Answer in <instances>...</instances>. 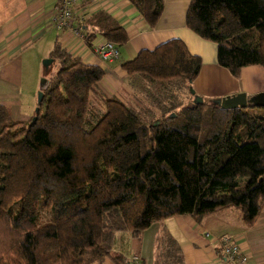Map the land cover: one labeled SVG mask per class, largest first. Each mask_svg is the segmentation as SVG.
<instances>
[{
	"label": "trees",
	"instance_id": "trees-1",
	"mask_svg": "<svg viewBox=\"0 0 264 264\" xmlns=\"http://www.w3.org/2000/svg\"><path fill=\"white\" fill-rule=\"evenodd\" d=\"M127 1L151 27L165 2ZM83 25L117 46L128 39L105 11ZM185 25L216 43L232 76L264 69V0H190ZM48 57L58 69L33 124L35 113L15 120L0 103V264H132L122 235L174 215L201 220L235 207L254 224L264 203V107L194 104L202 60L183 40L122 63L144 97L135 104L101 91L105 69L58 37Z\"/></svg>",
	"mask_w": 264,
	"mask_h": 264
},
{
	"label": "crops",
	"instance_id": "crops-1",
	"mask_svg": "<svg viewBox=\"0 0 264 264\" xmlns=\"http://www.w3.org/2000/svg\"><path fill=\"white\" fill-rule=\"evenodd\" d=\"M57 1L0 0V103L15 120L29 119L36 105L33 95L24 97L22 91L24 55L42 41L51 49L56 37L73 55L86 63L103 67L105 75L98 87L106 95L124 100L126 95L132 97L138 92L130 93L125 87V91L120 88L119 82L128 77L122 63L133 59L140 50L153 49L172 38L183 40L189 51L202 60L200 72L191 83L197 94L215 98L238 92L249 96L264 92L262 66H245L239 77L232 76L217 63L216 43L201 38L185 25L190 0H165L162 14L153 27L127 0H76L72 8V24L82 37L76 36L72 30H59L54 26ZM99 11L115 18L128 36L127 41L118 46V58L110 62L102 61L91 49L105 38L97 30L83 25L88 17ZM93 32L94 37L88 41L86 35L92 36ZM223 235L236 239L248 256L247 264H264V203L252 226L242 224L237 208L226 207L205 215L201 220L190 214L170 216L153 222L137 237L125 234L121 240L129 258L135 255L142 264H224L218 244ZM99 264L114 263L105 258Z\"/></svg>",
	"mask_w": 264,
	"mask_h": 264
},
{
	"label": "built area",
	"instance_id": "built-area-1",
	"mask_svg": "<svg viewBox=\"0 0 264 264\" xmlns=\"http://www.w3.org/2000/svg\"><path fill=\"white\" fill-rule=\"evenodd\" d=\"M76 0H58L54 15V26L59 30L69 29L78 36L82 37L78 28L73 26L72 8ZM102 61L110 62L118 58L119 49L117 44L112 41L105 40L102 43L95 44L91 47ZM208 235V234H207ZM219 250L224 259V264H247L248 256L240 248L235 238L223 235L218 239ZM132 264H142L139 257L132 255L130 257Z\"/></svg>",
	"mask_w": 264,
	"mask_h": 264
},
{
	"label": "rangeland",
	"instance_id": "rangeland-1",
	"mask_svg": "<svg viewBox=\"0 0 264 264\" xmlns=\"http://www.w3.org/2000/svg\"><path fill=\"white\" fill-rule=\"evenodd\" d=\"M45 41L40 42L39 44L36 43V46L30 51V53L24 55L23 66L21 71V80H22V91L24 97L33 95L35 102H37V92L39 89V84L42 78L49 79L54 76L58 69V65L56 62H51L49 64H45V60H47L49 48ZM120 88L124 90V87L129 90L130 93L135 91V88L130 83V78L127 77L123 81H120ZM118 86V85H117ZM137 92V91H135ZM125 93V92H124ZM137 96V97H135ZM126 101L130 104L137 103L140 99H144L140 92L137 95L132 97L125 96ZM92 98H94L92 96ZM130 98V100H127ZM98 101V100H97ZM207 105V104H206ZM210 105V104H209ZM36 105L34 106L35 109ZM11 109V108H10ZM247 110H252V107L245 108ZM34 114V113H33ZM33 116V115H32Z\"/></svg>",
	"mask_w": 264,
	"mask_h": 264
},
{
	"label": "water",
	"instance_id": "water-1",
	"mask_svg": "<svg viewBox=\"0 0 264 264\" xmlns=\"http://www.w3.org/2000/svg\"><path fill=\"white\" fill-rule=\"evenodd\" d=\"M53 60L48 58L45 60V64L51 63ZM48 85V81L45 78H42L39 84V89L37 92V102L34 109L35 115L32 117V124L37 119V113L39 112V106L42 102L44 89ZM191 94H193V103L194 104H210L211 106L221 107L224 109H236V108H247V107H264V92H260L254 95H247L245 92H238L235 94L215 97V98H205L197 94L192 86L189 87Z\"/></svg>",
	"mask_w": 264,
	"mask_h": 264
}]
</instances>
